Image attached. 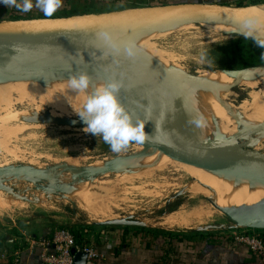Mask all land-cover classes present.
Listing matches in <instances>:
<instances>
[{
	"label": "rangeland",
	"instance_id": "374dc122",
	"mask_svg": "<svg viewBox=\"0 0 264 264\" xmlns=\"http://www.w3.org/2000/svg\"><path fill=\"white\" fill-rule=\"evenodd\" d=\"M258 2L264 5L263 0ZM89 3L92 4L93 0ZM92 9L98 12L109 10L106 4L95 5ZM206 24H176L173 30L152 42L186 75H196L202 70L221 72L264 64V47L259 46L257 40L231 32H213ZM201 53L206 55L201 58ZM13 68L16 70L18 66L9 70L13 71ZM45 73L57 83L53 85L49 80L46 88L52 91L51 96L61 98L58 102L39 91L30 97L19 94L17 89L11 91L9 88L11 92L6 89V94L0 90V231L3 235L12 229L11 226L19 227L26 222L47 223L50 230L56 226H93L113 219L142 223V227L129 228L141 232V238L152 232H165L197 238L213 235L232 241L233 233L255 230L264 234V230L235 226L203 192L191 193L189 190L195 191L198 183L193 176L195 172H187L185 162L138 143L113 152L102 138L85 132L84 123L74 111L84 100L70 105L63 89L68 86L70 74L44 72L41 73L43 80H46L42 76ZM8 80L0 79V83L6 84ZM202 85L198 87L207 88ZM174 87L177 94L185 93ZM191 100H188L191 104L186 101L185 104L195 114L198 103L193 98ZM263 100L264 86L259 83L252 87L229 83L220 107L228 108L243 102L250 107L254 101ZM250 114L251 117L241 120L237 117L224 125L226 129L223 126L218 131L234 135L240 128L262 120L264 107H258L256 113L250 110ZM221 121L225 119L217 117L208 120L206 126L218 127ZM240 142L246 148L264 153V132L247 133ZM112 163H115L113 170L95 172ZM21 167L37 169L40 174L16 172L15 169ZM221 182H224L223 174L216 179V184L222 185ZM258 206L242 207L238 211L252 210L255 213ZM169 220L184 226L169 224ZM30 233L31 230L25 232Z\"/></svg>",
	"mask_w": 264,
	"mask_h": 264
},
{
	"label": "water",
	"instance_id": "95a60500",
	"mask_svg": "<svg viewBox=\"0 0 264 264\" xmlns=\"http://www.w3.org/2000/svg\"><path fill=\"white\" fill-rule=\"evenodd\" d=\"M259 4L262 3L227 5L217 2H180L68 16L0 21V54L7 55L18 64L17 71L4 70L0 67V79H7L15 73L36 76L44 72L71 74L88 69L103 82L112 77L122 80L124 106L128 101L130 87L136 85L142 97L139 118H143L146 103L142 87H147L155 103L156 139L149 136L144 142L138 143L139 145L210 170H249L259 174L264 172V153L244 147L240 140L247 133L264 132V123L223 139L177 143L173 138L177 102L166 71L151 65L137 54L134 58H127L124 55L113 57L105 54L107 50L104 45L91 46L87 43L91 32L126 22H137L139 25L137 30L165 22L176 24L228 22L239 27L255 29L253 36L249 38L261 40L264 39V17L254 8ZM243 32L237 29L231 33L243 36ZM249 70H264V64L221 71L241 77ZM114 168L115 163L107 164L95 172L104 173ZM15 170L24 174H40L39 170L30 167ZM220 209L235 226L264 230V205H259L255 213L252 210L240 212L230 208ZM94 225L143 226L142 223L131 219H113ZM85 260L86 254L77 251L73 264H85Z\"/></svg>",
	"mask_w": 264,
	"mask_h": 264
},
{
	"label": "bare ground",
	"instance_id": "6f19581e",
	"mask_svg": "<svg viewBox=\"0 0 264 264\" xmlns=\"http://www.w3.org/2000/svg\"><path fill=\"white\" fill-rule=\"evenodd\" d=\"M254 8L256 12H258L260 15L264 17L263 4H259ZM175 25L176 23L167 22V23H160L155 26L145 27V29L143 30H137V27H139L137 22H126L106 28H108V30L113 32L121 40L134 41L136 45L137 55L145 58L151 65L158 68H162L166 71L167 78L169 79L172 85L175 97L179 101L177 102L176 119H175L174 135H173L175 142L177 143L202 142L213 139H223L226 137L233 136L231 134H223L221 133L222 131L219 132L220 131L219 128L223 127L224 125L227 126L226 124L235 121L237 117H240L239 120L247 117H251L250 110H252L253 113H256L258 107H264V100L254 101L253 105L250 107H248V104H246L247 102L246 103L243 102L237 106H230L228 108L220 107V101L224 98V95L227 90V86L229 85V83L230 84L237 83L239 85H244L246 87H252L253 85L259 83L260 86H264V70H249L247 72H244L241 75V77H237L231 73L224 71L208 72L204 70L199 71L196 75H186L182 71L181 67L174 65L173 63H171V61H169V59L167 60V58H165L162 52L160 53V51L157 50L156 46L152 42L154 39L167 34V32L170 31L172 28H174ZM206 25L207 28L210 29L211 31L219 32V33L221 32L228 33L237 29L243 31L251 30L252 32H255V29L253 28L239 27L233 23H228V22H207ZM100 29H97L90 33L87 39V43L89 45L91 46L103 45V43L97 38L96 35L97 32L100 31ZM15 65L18 66V64L13 59L9 58L5 54H0V67L2 69H4V67L7 66L8 67L7 69L9 70ZM12 70L16 71L17 69L14 70L13 68ZM81 72H85L89 75L92 88H94L97 84L103 82L97 75H95L93 72H91L88 69L73 72L71 74H79ZM42 76H44L46 80L42 79L41 74L34 76L28 73H21V74L17 73L14 76H10L6 84L0 83V86L5 87V88H0V90L3 89L2 90L3 94H6V92L4 93L6 89L8 90L10 88L11 91L12 89L14 90L17 89L16 91L19 94L21 95L24 94L25 96H30V97H34L35 92L39 91L44 95H48L49 98L53 100L55 96L54 94L52 96L50 95L52 94V91L46 88V84L48 83L49 80L53 81V85H56L57 83L54 81L53 78L51 79L50 77H48L46 73L43 74ZM11 79L14 80L13 83L11 82ZM201 83H203L202 86L207 85V88L200 89L198 85ZM174 86L179 87L181 92L184 91L185 93L182 92L177 94L175 91L177 89ZM142 88L146 98L143 118H145V108L150 109L149 118H153V117L155 118V103L152 101L149 95V89L147 87H142ZM63 89L66 92V95L69 99L67 100L69 101L70 105L76 103V101L78 100L85 99V95H86L85 93L74 92L66 85ZM118 98L122 103L123 102L122 90L120 91ZM186 98H189L188 100H191V98H193L194 100L197 101L198 108L196 107L197 108L196 111H198L204 116L205 122H208V120L209 121L213 120L214 118L217 117H221L225 119V121H221V123L218 124V127H214L213 125H211L208 127L206 126L203 129L196 128L195 126L189 123V119L194 113L190 108L186 106L185 101L189 102ZM60 99L59 97H57L54 100L58 102L60 101ZM141 100H142L141 93L139 92L137 86L133 85L132 87H130L128 92V101L125 103L126 104L125 107L128 109L129 112L133 114L134 120L139 118V109H140ZM246 120H242L243 123L247 124ZM184 123L185 125H183ZM261 123H264V118L262 120L252 122L246 127L240 128L238 131L234 133V135L242 133L246 129L250 127H254ZM155 126H156L155 119L149 120L145 124V132L148 133L154 139H156ZM183 165L186 167L187 172L190 173L195 172L193 176L197 180L194 177L193 178L198 183V186L194 187L195 191H191V190L189 191L191 193L203 192L206 195V197L209 198L219 208L222 209L230 208L235 211L236 210L238 211L240 210L239 208L242 207L253 208L264 202V172H261L259 174H254L252 171L249 170L235 171L232 169H228L226 171H223L221 169L210 170L206 168H196L193 166H188V164L186 163H184ZM221 172L223 174L224 182L223 184L221 182L222 185H218L216 184V179L220 177V175H222ZM167 223L172 225L184 226L183 224L175 220H169Z\"/></svg>",
	"mask_w": 264,
	"mask_h": 264
},
{
	"label": "crops",
	"instance_id": "0c3cea01",
	"mask_svg": "<svg viewBox=\"0 0 264 264\" xmlns=\"http://www.w3.org/2000/svg\"><path fill=\"white\" fill-rule=\"evenodd\" d=\"M258 1L93 0L90 4V0H62L61 7L55 12L60 14L53 13L52 16L96 12L97 10L92 7L98 4H106L109 10L105 11H110L126 7L180 2H217L240 5L260 3ZM33 4V8L25 13L15 7H6L0 3V21L47 17L40 8L35 6V0ZM13 226L16 230L11 226L12 229H8V233L4 235L0 231V264H44L39 257V247H29V238L46 237L50 225L35 221L22 223L19 227ZM81 228L83 239L90 243L100 255L95 264H264V257L252 252L247 245L233 240V242L226 241L213 235L197 238L180 233L152 232L141 238V232L131 231L130 227L125 226L81 225ZM29 230H31L30 235L25 234Z\"/></svg>",
	"mask_w": 264,
	"mask_h": 264
},
{
	"label": "clouds",
	"instance_id": "9594fccd",
	"mask_svg": "<svg viewBox=\"0 0 264 264\" xmlns=\"http://www.w3.org/2000/svg\"><path fill=\"white\" fill-rule=\"evenodd\" d=\"M6 7H15L22 12H29L33 0H0ZM62 0H35V6L40 8L45 16L50 17L61 7ZM97 38L106 48L105 54L113 57L124 55L127 58L136 56V45L131 40H121L106 27L97 32ZM244 38L253 36L251 30L242 33ZM256 43L264 47V39ZM206 54L201 53V58ZM68 86L77 93H85V99L80 108L74 110L84 123V131L99 136L108 144L113 152H120L131 143H142L150 135L145 132V124L149 121L150 109L145 108V118L133 119V114L120 102L118 95L123 82L115 77L106 82L91 87L87 73L71 74L67 78ZM196 128L206 127L204 116L198 111L189 119Z\"/></svg>",
	"mask_w": 264,
	"mask_h": 264
},
{
	"label": "built area",
	"instance_id": "2783aa9c",
	"mask_svg": "<svg viewBox=\"0 0 264 264\" xmlns=\"http://www.w3.org/2000/svg\"><path fill=\"white\" fill-rule=\"evenodd\" d=\"M29 247H39V257L44 264H73L77 251L86 254L85 264H95L100 255L94 247L84 239L77 242L73 232L64 226H56L49 230L46 237L29 238ZM231 239L248 246V248L264 257V237L260 232L251 230L233 233Z\"/></svg>",
	"mask_w": 264,
	"mask_h": 264
},
{
	"label": "trees",
	"instance_id": "16d2710c",
	"mask_svg": "<svg viewBox=\"0 0 264 264\" xmlns=\"http://www.w3.org/2000/svg\"><path fill=\"white\" fill-rule=\"evenodd\" d=\"M69 229L73 232V235H74L75 240L77 242L83 240L82 231H81L82 228L81 227H72V228L69 227ZM262 237H264V234L262 235Z\"/></svg>",
	"mask_w": 264,
	"mask_h": 264
}]
</instances>
